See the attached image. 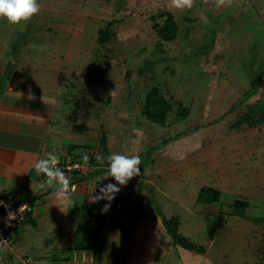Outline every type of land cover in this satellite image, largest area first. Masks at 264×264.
<instances>
[{"label": "rangeland", "instance_id": "rangeland-1", "mask_svg": "<svg viewBox=\"0 0 264 264\" xmlns=\"http://www.w3.org/2000/svg\"><path fill=\"white\" fill-rule=\"evenodd\" d=\"M38 2L40 13L9 40L23 48L20 60L33 58L32 72L47 88L39 96L60 105L61 120L68 122L63 136L69 153L81 157L95 134L108 136L113 117L119 129L132 126L143 134L134 136L130 127L134 137H127L140 148L142 181L134 183L133 203L108 216L101 212L105 204L97 206L96 223L108 228L105 247L118 252L115 263L108 264H128L136 218L172 220L178 234L201 251L181 260L161 242L168 255L163 264H264V117L243 119L248 108L264 100V0H233L231 6L212 8L199 2L193 16L181 7L173 12L179 27L171 44L162 42L154 28L171 15L165 9L173 10L172 0ZM103 30L111 35L100 45ZM43 61L47 69L38 68ZM152 87L171 104L164 125L141 114ZM181 108L185 119L178 116ZM126 114L132 123L124 124ZM95 172L99 179L108 175L105 168ZM203 187L220 191L219 201L198 203ZM236 201L247 205L235 207ZM28 226L20 229L27 241L18 250L11 245L0 250V264L43 260L51 248L39 243L54 237ZM92 252L97 257L98 250ZM155 258L147 263H162L159 255Z\"/></svg>", "mask_w": 264, "mask_h": 264}, {"label": "crops", "instance_id": "crops-1", "mask_svg": "<svg viewBox=\"0 0 264 264\" xmlns=\"http://www.w3.org/2000/svg\"><path fill=\"white\" fill-rule=\"evenodd\" d=\"M199 2H204L205 5H209V8L216 5L215 0H193L192 7L186 6L185 11L191 16L196 15L198 11L194 9H197L196 5ZM170 5L173 10L169 11L167 8L165 12H169L177 20L178 18L175 17L173 12L181 7L175 6L173 2ZM202 12H206V9H203ZM187 20L189 19L184 21ZM16 28H18V25H12L6 19H0V194L9 193L21 201L28 202L32 211L27 222L12 229V232L16 230L19 233L12 236L10 249L18 250L27 241L24 233H20V229L31 225L34 228H38L45 236L54 237L53 239H50V237L42 244L39 243L43 247L48 244L49 248H51L47 249L46 255L40 264H95V261H103V264H108L109 261H114L115 263L114 259L118 253L115 249L110 250L105 247L104 250H101L100 256L99 253L96 254L97 257H95L93 252L74 250L73 233L82 220V211L85 205L95 204L99 206V203L107 201L106 199H100L97 202H93L91 199L93 196L101 195L100 189L104 185L109 184L107 180L99 179L96 176L95 169L104 171L105 168L108 171L109 162L107 157L112 153L125 152L130 155L131 151L135 150L132 151L133 155H137L136 152L140 149L139 143H134L128 140L127 137L131 139L140 135L141 139L143 134L140 130L130 126L132 127L131 131L135 134L131 136L130 127L125 126V129H119V123L116 122L117 118L113 117L110 131L108 136L106 135L107 155H105L103 149L100 150L102 145L101 137L103 135L99 132L97 136L95 134V143L88 145L87 149L83 150L84 153L81 151L83 153L81 157H74V159L69 153L71 146L64 144L65 136H63V132L68 128V122L61 120L60 105L57 107L39 96V93L47 88L37 82L36 76L38 75L35 73V68L37 67L32 61L33 58H26L27 60L22 58L23 62H21L22 60L19 58H21L20 52L23 48L15 47L13 41L9 40ZM27 49L28 54L35 53L31 48ZM46 65L43 61L42 67L38 68L47 69ZM33 69L35 70L32 72ZM50 74L47 73L49 77ZM46 80L47 78L44 82ZM110 113V115H113L114 111L112 110ZM127 113H129V109ZM114 115L116 114L114 113ZM125 118L124 124L134 121L131 117L129 118L128 114L125 115ZM55 123L56 125H53ZM74 126L76 128L79 127L76 123ZM66 148L68 149L66 150ZM49 153L56 155L58 160L67 158L85 164L81 171H63L65 176L70 178L72 185L75 186V190L71 192L68 201H57L54 193L58 185L48 186L46 183L47 176L44 173H37L35 169L36 162L47 158ZM84 154L88 156L86 163L83 160ZM99 154L105 157V167L102 166L103 163L98 166L100 162L97 160V156ZM76 158L80 159L76 160ZM141 181L142 179L139 176H135L126 186L117 185L121 190L116 194L115 199L112 200L114 204L111 201L113 205L111 211L113 210L116 213L118 210H122L125 212V208L133 203L134 183L139 184ZM145 182L151 184L152 181L145 180ZM110 183L116 184V181L112 178ZM42 184L44 187H41ZM130 194V203H127V196ZM129 213L130 215L133 214V208H129ZM105 214L108 216L107 212ZM135 223L134 238L136 242H133L128 264H148L152 255L157 259L159 255V261H162L159 264H163V260L165 261L168 255L166 253L164 256L162 253L164 248L161 249V242H165V246L168 249L167 252H177L178 259L183 260L184 255L192 253L174 246L166 234L161 221L153 218L151 220L136 218ZM164 237H168L170 240L163 241ZM29 243L33 244L34 242L31 239ZM48 258H51L50 263L49 261L48 263L44 261ZM167 260L170 263L172 262L169 258ZM28 264L34 263L28 262Z\"/></svg>", "mask_w": 264, "mask_h": 264}, {"label": "trees", "instance_id": "trees-1", "mask_svg": "<svg viewBox=\"0 0 264 264\" xmlns=\"http://www.w3.org/2000/svg\"><path fill=\"white\" fill-rule=\"evenodd\" d=\"M178 23L173 18L172 15H167L163 20L161 27H155L156 34L160 37L162 42L171 43L173 42L178 35ZM107 30L100 32L99 43H107L110 40V35H106ZM264 67H262V70ZM259 86V85H258ZM159 88V87H158ZM157 87L150 88L147 93L144 95L142 105H141V114L148 121L153 122L158 125H164L167 114L171 111V104L165 100L163 96L160 95V90ZM258 88V87H257ZM251 95V93H249ZM245 99V98H244ZM243 99V100H244ZM250 111L247 113L243 119L252 122L254 118L259 115L261 118L264 117V100L257 102L251 108H248ZM178 116L180 119H185L187 113L184 108L178 110ZM101 143L103 147V152L107 155L106 148V135L104 134L101 137ZM220 197V192L210 188H201L197 197V201L200 204H212L218 202ZM102 204H108V201L101 202ZM236 206L246 207L245 202L236 201L233 204ZM112 202L110 203V209L107 211V214H111ZM98 207L95 204H87L84 206L82 211V220L79 223L77 229L73 233L74 245L73 248L76 251H87L92 252L98 250L99 256L101 250L105 247V241L108 233V228L106 226H101L97 221V211ZM163 228L165 229L166 234L171 239L175 247H180L188 252L200 254L201 251L196 249L195 245L188 242L184 237L178 234L177 223H173L172 220H162Z\"/></svg>", "mask_w": 264, "mask_h": 264}, {"label": "clouds", "instance_id": "clouds-1", "mask_svg": "<svg viewBox=\"0 0 264 264\" xmlns=\"http://www.w3.org/2000/svg\"><path fill=\"white\" fill-rule=\"evenodd\" d=\"M173 4L177 7H192L193 0H172ZM233 0H215L217 7L231 6ZM41 4L38 0H0V19H6L9 24L18 25L23 27L34 16L38 15L41 11ZM85 163L88 161V156H83ZM97 160L103 163L104 158L97 156ZM109 162L108 175L106 178L111 177L116 181V184L109 183L100 189L101 195L93 196V202L100 199L109 201L105 204L101 212L106 213L110 209V203L115 199V196L121 190L119 186H126L127 183L135 176L141 174V160L138 155H124L120 153H112L107 157ZM35 169L37 173H44L47 176V185L56 187L54 193L57 201H68L70 194L75 190L70 178L66 177L64 172L58 167V157L49 153L47 158L41 159L36 162ZM105 178V179H106ZM41 187H44L42 184ZM74 204V202H73ZM12 216V213L9 214Z\"/></svg>", "mask_w": 264, "mask_h": 264}, {"label": "built area", "instance_id": "built-area-1", "mask_svg": "<svg viewBox=\"0 0 264 264\" xmlns=\"http://www.w3.org/2000/svg\"><path fill=\"white\" fill-rule=\"evenodd\" d=\"M85 164L69 159L58 160L62 171H81ZM32 208L28 202L19 200L12 194H0V250L12 244V229L28 221ZM12 213V216L9 214Z\"/></svg>", "mask_w": 264, "mask_h": 264}]
</instances>
